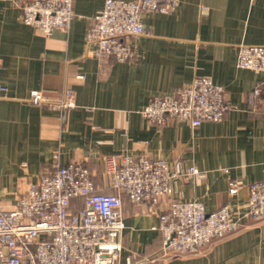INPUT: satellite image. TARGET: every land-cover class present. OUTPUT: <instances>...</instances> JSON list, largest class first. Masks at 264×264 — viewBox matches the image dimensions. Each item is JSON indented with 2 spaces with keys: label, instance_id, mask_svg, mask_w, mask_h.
I'll return each instance as SVG.
<instances>
[{
  "label": "crops",
  "instance_id": "crops-1",
  "mask_svg": "<svg viewBox=\"0 0 264 264\" xmlns=\"http://www.w3.org/2000/svg\"><path fill=\"white\" fill-rule=\"evenodd\" d=\"M25 1L0 0V84L6 89L0 97L1 206H14L57 163L89 166L98 189L113 192L106 160L132 153L166 159L177 176L173 195L161 197L154 210L131 203L120 190L121 264L161 253L160 214L173 199L201 200L208 211L230 202L234 214L244 212L250 184L264 180V72L239 68L237 58L241 44L264 45V0H181L173 12L147 13L145 33L128 38L136 57L103 67L86 37L105 0H74L69 28L50 34L25 24ZM199 76L225 88L230 109L223 121L193 129L187 121L157 125L142 115L151 97ZM260 84L262 96L253 104ZM66 88L74 92L71 108L55 103ZM35 89L50 102L31 103ZM191 166L201 174L188 175ZM234 182L239 189L230 195ZM82 205L73 201L74 209ZM244 222L197 254L153 264H264V220Z\"/></svg>",
  "mask_w": 264,
  "mask_h": 264
},
{
  "label": "built area",
  "instance_id": "built-area-1",
  "mask_svg": "<svg viewBox=\"0 0 264 264\" xmlns=\"http://www.w3.org/2000/svg\"><path fill=\"white\" fill-rule=\"evenodd\" d=\"M180 1L105 0L92 16L86 37L88 50L102 67L112 60H133L136 50L128 38L145 33L143 16L173 12ZM21 10L25 24L50 34L69 28L74 0H27ZM2 64L0 54V69ZM237 66L264 72V45L241 44ZM5 93L0 84V97ZM262 93L260 84L253 90L251 102ZM29 99L33 104L50 102L37 89L30 92ZM55 103L61 108L73 107V90L66 88L64 97ZM229 109L225 88L208 76H199L171 93L151 97L141 113L157 125L175 118L196 129L206 121H223ZM106 164L113 192L98 189L89 166L57 163L53 171L43 173L23 192L14 206L0 205V264H121L125 220L120 190L131 203L154 210L161 197L173 195L172 180L177 174L164 158L132 153L109 156ZM187 174L201 172L191 166ZM238 185L231 184L230 195L238 192ZM76 198H82L83 205L75 210ZM245 219L264 220V180L250 184L242 214H234L230 202L208 211L201 200L173 199L160 214L161 253L143 258L135 255L125 264H153L172 254H197L214 240L241 230Z\"/></svg>",
  "mask_w": 264,
  "mask_h": 264
},
{
  "label": "trees",
  "instance_id": "trees-1",
  "mask_svg": "<svg viewBox=\"0 0 264 264\" xmlns=\"http://www.w3.org/2000/svg\"><path fill=\"white\" fill-rule=\"evenodd\" d=\"M76 199H80V200H81L82 198H76ZM74 200H75V199H74ZM74 200H73V201H74ZM82 200H83V199H82ZM72 207H73V205H72ZM73 209H74V208H73ZM75 210H76V209H75Z\"/></svg>",
  "mask_w": 264,
  "mask_h": 264
}]
</instances>
